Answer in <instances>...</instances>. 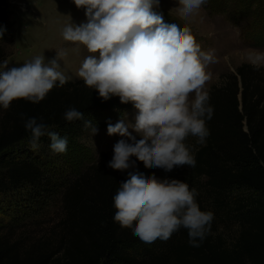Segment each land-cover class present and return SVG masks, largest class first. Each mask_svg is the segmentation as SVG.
Masks as SVG:
<instances>
[{
	"label": "trees",
	"instance_id": "obj_1",
	"mask_svg": "<svg viewBox=\"0 0 264 264\" xmlns=\"http://www.w3.org/2000/svg\"><path fill=\"white\" fill-rule=\"evenodd\" d=\"M223 1L208 0V4L224 10ZM232 4L233 8L227 2V8L233 9L234 15L248 16L252 37L264 39V0H232ZM0 30L4 32L0 41L12 35L8 0H0ZM220 80L208 89L214 113L207 121L210 135L206 143L198 145L194 137L186 141L195 146V167L178 166L171 172L146 166L135 157L133 167L114 170L108 166L114 147L84 171H72L77 168L72 165L86 155L75 137L91 130L83 120H64V112L75 107L100 131L109 124L105 119L132 110V103H121L118 96L104 101L97 90L77 80L54 87L39 103L14 100L0 117V193L20 191L23 200L36 201L62 191V217L48 234L25 245L1 235L0 264H264V69L241 63ZM21 113L25 119L35 117L53 126L52 130L67 136L68 141L73 139L72 149L79 151V158L70 161L69 148L67 156L41 163L37 150L22 149L31 133L25 129ZM39 142L50 145L47 136ZM65 162L71 165L72 179L66 180L64 173L57 178L53 171L46 172ZM134 169L158 178L180 179L198 190L201 209L214 213L210 231L199 247L189 244L184 228L167 241L145 243L131 228H122L113 220V197ZM235 189L253 191L257 198H235ZM227 207L238 215L240 225L232 247L215 233L220 213L227 214Z\"/></svg>",
	"mask_w": 264,
	"mask_h": 264
},
{
	"label": "clouds",
	"instance_id": "obj_2",
	"mask_svg": "<svg viewBox=\"0 0 264 264\" xmlns=\"http://www.w3.org/2000/svg\"><path fill=\"white\" fill-rule=\"evenodd\" d=\"M73 2L85 9L87 22L69 23L62 37L86 46L91 53L83 60L78 76L104 101L118 96L121 103L131 102L138 110L134 123L121 119L108 124L109 135L127 137L114 145L108 166L124 171L133 167L135 157L165 172L183 165L194 168L195 146L186 141L194 137L196 144L204 145L210 135L207 121L214 108L205 85L211 80L207 69L215 62L214 52L203 50L187 22H166L162 13L155 11L160 0ZM207 3L178 0L179 15L191 17ZM3 34L0 30V38ZM57 59L46 62L44 55H36L22 66L11 68L7 61L0 62V109H9L14 100L21 98L39 103L54 87L67 83L70 77ZM247 62L256 70L264 67V51L250 52ZM21 118L31 133L32 148L47 136L53 154L67 152V136L35 117L25 119L21 113ZM63 118L67 122L83 120L91 134L97 132L92 121L85 120L75 107H68ZM198 195V190L183 180L158 178L134 169L113 197V220L122 228H131L145 243L167 241L184 228L189 244L199 247L210 231L214 213L201 209Z\"/></svg>",
	"mask_w": 264,
	"mask_h": 264
},
{
	"label": "rangeland",
	"instance_id": "obj_3",
	"mask_svg": "<svg viewBox=\"0 0 264 264\" xmlns=\"http://www.w3.org/2000/svg\"><path fill=\"white\" fill-rule=\"evenodd\" d=\"M222 6L211 7V3L204 5L198 13L184 18L179 15L178 0H160V7L155 11L162 13L166 22H187L193 35L205 51H213L215 62L208 66L211 80L205 85V90L221 82L220 77L234 72L241 63L247 62V55L254 50L264 51V39L258 40L252 37L248 16H237L232 13V0H224ZM226 2V3H225ZM227 2L229 7L227 8ZM9 22L12 35L0 41V62L7 61L8 67H19L36 55H44L45 61L57 59L62 70L70 77L69 81L83 80L78 76V70L83 60L90 55L86 46L76 45L65 41L62 37L63 28L69 23L79 25L87 22L84 8H77L73 0H8ZM231 3V4H230ZM211 4V5H210ZM229 10V11H228ZM59 53H66L59 57ZM264 69V67H262ZM4 109H0V117ZM138 110L134 107L115 118L105 119L108 123L115 124L121 119L128 123L135 122ZM108 127V126H107ZM107 127L95 134L88 132L84 136L75 137V141L83 146L85 156L76 164L72 171L82 172L90 164L96 163L100 154L110 150L120 139H127L118 134L109 135ZM129 131L135 132L130 128ZM71 139L68 149L63 154H53L46 143L39 142L35 150L39 162L49 161L55 156L62 158L68 155L70 161L79 158L76 148L72 149ZM22 149H33L30 141L21 145ZM20 147V148H21ZM74 147V146H73ZM33 152V151H32ZM55 164L46 172L53 171V177L58 178L59 173H64L66 180L74 177L71 165ZM79 166V167H78ZM3 168V167H2ZM0 167V180L2 172ZM70 169V170H69ZM203 182V181H201ZM200 183V192L203 186ZM20 191L2 194L0 193V236L5 235L12 242H20L25 245L32 238L45 235L62 217L60 204L61 192L53 193L36 201L23 200ZM233 197L243 199H255L257 195L253 191L235 189ZM227 207V214L220 213L218 226L215 233L220 234L227 246L232 247L239 230L238 215Z\"/></svg>",
	"mask_w": 264,
	"mask_h": 264
}]
</instances>
